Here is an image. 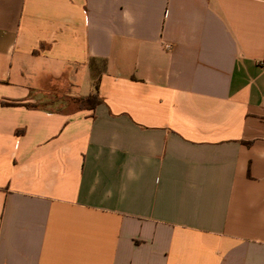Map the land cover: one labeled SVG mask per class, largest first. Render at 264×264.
<instances>
[{"label":"crops","instance_id":"0c3cea01","mask_svg":"<svg viewBox=\"0 0 264 264\" xmlns=\"http://www.w3.org/2000/svg\"><path fill=\"white\" fill-rule=\"evenodd\" d=\"M263 54L264 0H0V264H264Z\"/></svg>","mask_w":264,"mask_h":264},{"label":"rangeland","instance_id":"374dc122","mask_svg":"<svg viewBox=\"0 0 264 264\" xmlns=\"http://www.w3.org/2000/svg\"><path fill=\"white\" fill-rule=\"evenodd\" d=\"M79 91L76 94H84L86 92V80L83 76L79 77ZM43 96H47L49 101H55L54 105H47L51 110L64 109L66 111H73L78 109V104L75 99L67 93V90H60V86L48 87L45 92L41 93ZM31 104L40 105L38 102H33Z\"/></svg>","mask_w":264,"mask_h":264},{"label":"trees","instance_id":"16d2710c","mask_svg":"<svg viewBox=\"0 0 264 264\" xmlns=\"http://www.w3.org/2000/svg\"><path fill=\"white\" fill-rule=\"evenodd\" d=\"M76 103L78 104V109H88V110H94L97 104L99 103L98 95L96 93L90 94L87 97L75 99ZM55 101H40V105L37 104H26L29 108H38L42 106L47 105H54Z\"/></svg>","mask_w":264,"mask_h":264},{"label":"built area","instance_id":"2783aa9c","mask_svg":"<svg viewBox=\"0 0 264 264\" xmlns=\"http://www.w3.org/2000/svg\"><path fill=\"white\" fill-rule=\"evenodd\" d=\"M258 64L260 67L264 68V54H263L262 58L259 60Z\"/></svg>","mask_w":264,"mask_h":264}]
</instances>
